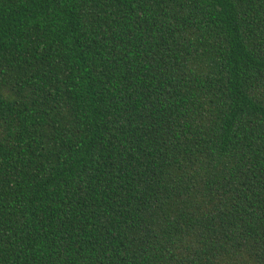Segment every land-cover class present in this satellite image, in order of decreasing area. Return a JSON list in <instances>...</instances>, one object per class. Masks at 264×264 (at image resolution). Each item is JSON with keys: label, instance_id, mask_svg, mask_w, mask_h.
<instances>
[{"label": "trees", "instance_id": "obj_1", "mask_svg": "<svg viewBox=\"0 0 264 264\" xmlns=\"http://www.w3.org/2000/svg\"><path fill=\"white\" fill-rule=\"evenodd\" d=\"M0 264H264V0H0Z\"/></svg>", "mask_w": 264, "mask_h": 264}]
</instances>
